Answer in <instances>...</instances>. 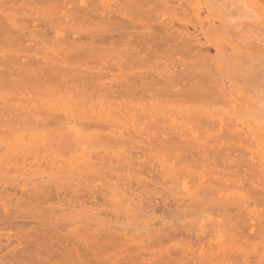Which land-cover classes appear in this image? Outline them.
Wrapping results in <instances>:
<instances>
[{
  "label": "bare ground",
  "instance_id": "obj_1",
  "mask_svg": "<svg viewBox=\"0 0 264 264\" xmlns=\"http://www.w3.org/2000/svg\"><path fill=\"white\" fill-rule=\"evenodd\" d=\"M1 230L0 264H264V0H0Z\"/></svg>",
  "mask_w": 264,
  "mask_h": 264
},
{
  "label": "rangeland",
  "instance_id": "obj_2",
  "mask_svg": "<svg viewBox=\"0 0 264 264\" xmlns=\"http://www.w3.org/2000/svg\"><path fill=\"white\" fill-rule=\"evenodd\" d=\"M242 9H243V8H242ZM242 11H243V10H242ZM246 11H248V9H246ZM249 11H251V10H249ZM232 14H233V13H232ZM232 14H231V15H232ZM234 14H235V13H234ZM234 14H233V15H234ZM243 14H244V11H243ZM236 15H237V14H236ZM249 15H250V14H249ZM239 16H240V15H239ZM243 16H246V12H245V15H243ZM247 16H248V14H247ZM230 17L233 18V16H229V18H230ZM241 17H242V16H241ZM236 18H238V20H239V17H236ZM231 20H232V19H230V21H231ZM233 20H234V18H233ZM233 20H232V21H233ZM241 20H242V21H241L242 23H245L244 27L246 26V28H247V27L250 26V25H249V21H248L249 19H246V18L244 17V18H241ZM236 21H237V20H236ZM234 22H235V21H234ZM248 29H250V28H248ZM246 30H247V29H246ZM250 30L254 31L255 29H254V28H251ZM248 31H249V30H248ZM211 54H213V50H211ZM155 162H156V161H155ZM154 165H155V168H156V166H157L158 164H157V165L154 164ZM158 167H159V166H158ZM156 169L158 170V168H156ZM154 173H155V172H154ZM156 175H157V174H156ZM145 176H146V175H145ZM154 176H155V174H154ZM152 177H153V176H152ZM148 178H149V176H147V179H148ZM147 179H146V180H147ZM133 185H135V184L133 183ZM158 187H159V186H158ZM158 187H157V188H158ZM149 188H150V187H149ZM157 188H156V189H157ZM145 189H146V187H145ZM159 189H161V188L159 187ZM159 189L156 190V192L159 191ZM146 190L148 191V188H147ZM149 190H150V189H149ZM161 191H162V189H161ZM161 191L158 192V193H161ZM150 194H151V193H150ZM150 194H149V195H150ZM152 194H153V193H152ZM152 194H151V195H152ZM152 196H153V195H152ZM156 196L158 197L159 195H156ZM157 197H156V198L154 197L155 201H157V200L159 199V198L157 199ZM156 199H157V200H156ZM99 201H100V200H99ZM159 202H160V201H159ZM159 202L157 201V203H159ZM166 203H167V202H166ZM158 205H159V204H158ZM159 206L163 207V206L161 205V203H160ZM159 206H158V209H157V210H158V213L156 212V214H155V212H154V215H155L156 217H158V218L155 220V221H156L155 223L152 222V223H151L152 225L149 224V226H153V227L158 226V227H155V228H160V227L162 226V223L165 224V223H164V220H162L163 222L160 224V219H161L160 217H162L163 219L166 218V219H165V220H166V223H167L168 221H169V222L171 221V220H169V219H168V221H167V217H168V216L166 215V213L161 214L162 211H161V212L159 211V210H164V209H165L164 207H166V206L163 207L164 209H163V208L161 209ZM171 208H172V207H171ZM171 208H170V210H171ZM168 209H169V208H168ZM164 211H165V210H164ZM166 211H167V210H166ZM168 211H169V210H168ZM163 215H165V216H163ZM199 215L201 216V214H199ZM202 215L205 216V214H202ZM152 216H153V215H152ZM155 216H153V217L155 218ZM166 216H167V217H166ZM196 217H198V218H196V219L199 220V216H196ZM213 217H214V215H213ZM215 217H216V216H215ZM215 217H214V218H215ZM216 218H218V216H217ZM170 219H173V220H174L175 218H170ZM196 219L193 218V219H191V220H192L194 223H196V222H195V221H197ZM173 220H172L171 225L173 224ZM189 220H190V219H187V220H186L187 222H186V221H185V222H186V223H189V222H188ZM191 220H190V221H191ZM194 220H195V221H194ZM152 221H154V220H152ZM174 221H175V220H174ZM192 221H191V222H192ZM169 222H168V223H169ZM153 223H154V225H153ZM194 223H193V224H194ZM159 224H160V225H159ZM174 224H175V222H174ZM168 225H169V224H168ZM166 226H167V224H166ZM164 227H165V226H164ZM149 228H150V227H149ZM151 228H152V227H151ZM161 228H162V227H161ZM162 229H163V228H162ZM141 230H142V229H141ZM143 230H145V229H143ZM143 230H142V231H143ZM149 230L152 231V229H149ZM153 230H154V229H153ZM145 231H146V230H145ZM154 231H155V230H154ZM6 232H7V233H6L7 235L10 234V233H8V231H6ZM138 233H140V232L138 231ZM144 233H146V232H144ZM135 234H137V233H135ZM4 235H5V231H2V230H1V231H0V242H1V244H2V243H3V244L5 243ZM141 235H143V232H141ZM144 236H145V235H144ZM151 239H152V238H150V242H151ZM152 240H153V239H152ZM172 242L174 243V241H172ZM172 242H169V244H170L169 248L172 247ZM163 243H164V242H163ZM163 243H162V244H163ZM166 243H167V244H166ZM162 244H161V245H162ZM169 244H168V242H165L164 246H165V245L168 246ZM129 246L131 247V245H129ZM167 246H166V247H167ZM126 247H128V246H126ZM160 247H162V246H160ZM8 248H9V247H8ZM123 248H124V247H123ZM167 248H168V247H167ZM167 248H166V249H167ZM121 249H122V247H121ZM125 249H126V250H123V249H122V251H123V252H124V251H128L129 248H128V249L125 248ZM157 249H158V248H157ZM162 249H163V247H162ZM170 249H171V248H170ZM170 249H169V250H170ZM172 249H173V248H172ZM172 249H171L170 251H172ZM130 250H133L132 247L130 248ZM170 251H169V252H170ZM172 252H174V251H172ZM172 252H170V254H171ZM174 254H175V253H173V256H174ZM171 255H172V254H171ZM163 256H166V255L163 254Z\"/></svg>",
  "mask_w": 264,
  "mask_h": 264
}]
</instances>
